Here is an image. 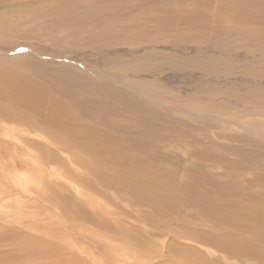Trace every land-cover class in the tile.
Wrapping results in <instances>:
<instances>
[{"label":"rangeland","instance_id":"374dc122","mask_svg":"<svg viewBox=\"0 0 264 264\" xmlns=\"http://www.w3.org/2000/svg\"><path fill=\"white\" fill-rule=\"evenodd\" d=\"M11 1L0 264H264V0Z\"/></svg>","mask_w":264,"mask_h":264},{"label":"bare ground","instance_id":"6f19581e","mask_svg":"<svg viewBox=\"0 0 264 264\" xmlns=\"http://www.w3.org/2000/svg\"><path fill=\"white\" fill-rule=\"evenodd\" d=\"M5 2L7 1V0H4ZM12 1H14V0H12ZM11 1V2H12ZM41 2H42V5H43V1L44 0H40ZM54 1L55 0H50V3L47 5V8L50 10L49 12H48V19H46V21L47 22H50L51 21V16L54 14V15H59L60 13H61V11H63V10H65V9H69V8H72V7H74L73 5H68V6H61V2L60 3H58V4H54ZM10 2V3H11ZM20 2H22V1H20ZM28 2H31L32 3V1H30V0H28ZM37 2V1H36ZM0 3H3L2 2V0H0ZM10 3L8 4V5H10ZM12 4V3H11ZM38 4H39V2H38ZM8 5H6V6H4L3 7V9H10V7H8ZM13 5V4H12ZM11 5V6H12ZM53 6V7H52ZM18 7V6H17ZM44 7V6H43ZM12 8V7H11ZM42 8V7H41ZM40 8V9H41ZM40 9H38V11L40 10ZM45 9V8H44ZM1 10V9H0ZM25 11V10H24ZM34 11H37V9H35ZM37 11V12H38ZM4 12V11H3ZM8 12V11H7ZM9 12H11V11H9ZM45 12V11H44ZM2 13V12H1ZM41 15V14H40ZM33 16V15H32ZM39 16V15H38ZM41 16H43V14L41 15ZM7 17V16H6ZM56 17V16H55ZM7 18H10V17H7ZM24 18V17H23ZM26 18V17H25ZM35 18V17H34ZM33 18V19H34ZM60 18V15H59V17L56 19V18H54V20H60L59 19ZM30 19V18H29ZM71 19H73V18H71ZM21 20H22V18H21ZM32 20V19H31ZM38 20L39 21H37V22H35L36 24H41L42 22H45V21H42V19H40L39 17H38ZM2 21H4V19L2 18ZM23 21V20H22ZM0 23H1V21H0ZM10 23V20L6 23V25L7 24H9ZM23 24H25V22L23 23ZM47 24V23H46ZM2 27L3 26H5V23L4 22H2ZM13 25V24H12ZM15 25V24H14ZM70 25V24H69ZM1 27V28H2ZM7 27H9V25H7ZM47 27V26H46ZM13 28V27H12ZM15 28H16V26H15ZM3 30H4V28H3ZM8 30H9V28H8ZM1 31V30H0ZM5 31V30H4ZM10 31V30H9ZM2 32V31H1ZM33 68V67H32ZM9 70V69H8ZM33 71V70H32ZM8 72V71H7ZM36 75H38L37 73H35ZM39 76V75H38ZM30 77V76H29ZM67 86V85H66ZM42 88H44V87H42ZM31 91V90H30ZM29 91V92H30ZM89 91V90H88ZM99 106V105H98ZM97 107V106H96ZM98 108V107H97ZM241 125V124H240ZM241 127V126H240ZM10 130V129H9ZM11 131V130H10ZM6 162V161H5Z\"/></svg>","mask_w":264,"mask_h":264}]
</instances>
